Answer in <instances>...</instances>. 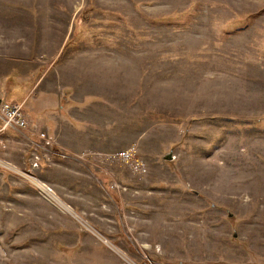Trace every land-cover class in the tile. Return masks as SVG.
I'll use <instances>...</instances> for the list:
<instances>
[{
    "label": "rangeland",
    "instance_id": "374dc122",
    "mask_svg": "<svg viewBox=\"0 0 264 264\" xmlns=\"http://www.w3.org/2000/svg\"><path fill=\"white\" fill-rule=\"evenodd\" d=\"M23 97L57 153L0 132V264H264V0H0Z\"/></svg>",
    "mask_w": 264,
    "mask_h": 264
},
{
    "label": "built area",
    "instance_id": "2783aa9c",
    "mask_svg": "<svg viewBox=\"0 0 264 264\" xmlns=\"http://www.w3.org/2000/svg\"><path fill=\"white\" fill-rule=\"evenodd\" d=\"M0 120L2 122V125L0 126V132L8 129L9 127L14 128L17 131H21V132L29 130V121L27 119V115L24 110V104L22 101L20 102L12 101L10 103H0ZM29 132H31V135L36 136L41 141V143H37L31 139V141L35 145H37L35 146V148L40 149V152L31 151L32 155L30 157L31 165L37 168L39 167V162L41 161V155L43 156L45 155L47 159H51V156L57 153V151H55L53 139L44 130L32 129V131L29 130ZM0 141H1V138H0ZM58 153H59L58 155L61 157L69 156L65 152H58ZM120 155L127 157L129 156V153L127 151H121ZM30 177H32L33 180L35 178L40 180L34 174H30ZM48 188L52 190L50 186H48Z\"/></svg>",
    "mask_w": 264,
    "mask_h": 264
},
{
    "label": "crops",
    "instance_id": "0c3cea01",
    "mask_svg": "<svg viewBox=\"0 0 264 264\" xmlns=\"http://www.w3.org/2000/svg\"><path fill=\"white\" fill-rule=\"evenodd\" d=\"M2 71V70H1ZM45 72H43L40 76H42L43 74H44ZM14 101V100H13ZM15 101H22V102H24V109H25V103H26V101H25V97H23L21 100H15ZM0 103H2V99H0ZM26 109H29V110H32L33 112L35 111L36 112V107L34 108L33 106H32V104H29V105H26ZM25 109V112H26V115H27V119H28V121H29V126H31V127H34V128H36V129H38V127H40V130H43V129H45V128H43V127H41V126H38V124L35 122V119L34 118H36L33 114H31L30 113V111H28V110H26ZM39 110V109H38ZM37 110V111H38ZM33 128V129H34Z\"/></svg>",
    "mask_w": 264,
    "mask_h": 264
},
{
    "label": "water",
    "instance_id": "95a60500",
    "mask_svg": "<svg viewBox=\"0 0 264 264\" xmlns=\"http://www.w3.org/2000/svg\"><path fill=\"white\" fill-rule=\"evenodd\" d=\"M164 157H165L166 159H171L173 156H172L171 153H169V154L165 155ZM195 192H197V191H195Z\"/></svg>",
    "mask_w": 264,
    "mask_h": 264
},
{
    "label": "bare ground",
    "instance_id": "6f19581e",
    "mask_svg": "<svg viewBox=\"0 0 264 264\" xmlns=\"http://www.w3.org/2000/svg\"><path fill=\"white\" fill-rule=\"evenodd\" d=\"M37 182H40V180H37ZM42 186H43V184H42ZM45 186V185H44ZM49 192H50V190H49ZM53 192V191H52ZM50 196H52V195H50ZM60 205H63V203L61 202V201H57ZM65 208V207H64ZM70 210V209H69Z\"/></svg>",
    "mask_w": 264,
    "mask_h": 264
}]
</instances>
